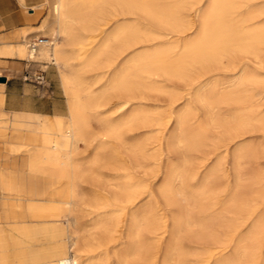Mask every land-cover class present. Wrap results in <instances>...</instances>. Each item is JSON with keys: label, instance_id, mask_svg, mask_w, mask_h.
<instances>
[{"label": "rangeland", "instance_id": "1", "mask_svg": "<svg viewBox=\"0 0 264 264\" xmlns=\"http://www.w3.org/2000/svg\"><path fill=\"white\" fill-rule=\"evenodd\" d=\"M212 1L161 0L165 7L179 3L177 11L180 21L193 22V28L181 34L174 30L173 25L153 20L136 8L131 9L123 4L114 7V20L106 25V32L114 26V31L124 29L125 33L114 40V68H102L105 70L104 78L98 82L93 76L96 71L84 74L87 85L93 92H104L100 98L101 106L98 109H88L86 118L90 133L106 131L114 125V132L111 133H120L122 141L109 139L106 148L100 151L97 162L89 161L94 153V146L83 144V176L77 182L82 191L81 196L86 198L97 186L118 191L119 187L130 180L127 174L131 173L134 180H140L143 182L141 184L153 192L139 202L140 205L149 201L147 213L153 225L158 223L160 212L165 214L168 226H172V218L177 215L184 222L188 220L191 223L190 226L184 223L180 227L184 232L183 236L185 235L181 242L194 247L197 264L205 262L207 252L216 247L219 240L227 237L229 240L232 238L228 246L210 257L208 264H264V194L259 195L264 190V125L253 123L238 130V133L227 134L225 130L229 120L232 122L244 110L249 111L248 105L251 114L264 113V84H249L247 89L238 87L237 84L242 75L256 73L255 75L264 77V44L260 45V59L234 51L224 57L222 63L197 62L185 78L158 74L148 77L137 68H131L129 83L137 75L140 84H132L126 88L117 85L120 84L119 75L124 73L134 59L140 57L139 62H144L159 50L193 38L199 32L201 18ZM44 2L45 0L39 6V26L45 23L50 14V9ZM236 2L237 13L251 11L252 21L264 23V0ZM38 29L30 35L38 34L42 37L43 34L38 33ZM142 31L148 34L161 33V36L148 39ZM104 35L91 34L89 49L100 45ZM170 53L166 62L178 58V48ZM107 58L106 53L103 59ZM38 66L47 69V79L52 80L51 88L59 99L56 112L67 113L60 68L53 63L47 67ZM112 74L116 83L114 90H105V80ZM238 96L245 97L247 103H234ZM222 98L228 99V102H223ZM208 101H212L210 107ZM180 111L187 114V121L181 132L176 131L175 122ZM214 115L218 119L217 123L211 122L210 117ZM224 119L225 122H222ZM199 129L201 131L198 132ZM163 133L166 138H162ZM181 139L185 141L181 142ZM196 139V144L187 143ZM96 175L100 177L99 181L94 178ZM142 187L141 185L139 189ZM161 188L166 191L164 195L160 192ZM202 189L210 191L212 195L209 199L199 200L197 195ZM226 203L228 205L224 206ZM253 207L256 210L248 218L249 209ZM131 212L129 210L125 215L126 225ZM139 216L141 218L142 214ZM62 218H65L61 220L67 222L70 231L68 219L65 215ZM240 223L241 228L235 232ZM187 239L189 240L186 241ZM41 251L46 255L51 253L49 248ZM41 264L49 263L46 261Z\"/></svg>", "mask_w": 264, "mask_h": 264}, {"label": "bare ground", "instance_id": "2", "mask_svg": "<svg viewBox=\"0 0 264 264\" xmlns=\"http://www.w3.org/2000/svg\"><path fill=\"white\" fill-rule=\"evenodd\" d=\"M44 3L48 5L50 14L38 29V33H42L43 36L37 34L32 39L25 38L18 48L23 56L47 61L60 68V79L66 94L68 111L57 112L52 117H41L36 128H21V133L15 142L5 140L6 149L24 153L27 171L13 176L15 179L12 185L4 189L24 195L26 199L30 193L42 196L51 188V181H38L37 177L43 171L37 170L36 167L46 165L56 168L50 171L53 173L57 188L51 191L49 201L42 203L31 200L29 210L32 217L50 216L57 219L65 215L68 219L71 229L68 230L71 255L59 260L58 264H197L194 247L181 242L185 235L183 236L184 232L180 227L182 224L184 226V223L190 226L191 223L188 220L184 222L183 218L177 215L172 218L170 227L165 214L160 212L158 223L153 225L147 213L149 201L139 205L141 200L151 196L153 192L141 184L143 182L140 180H134L131 173L127 174L130 180L119 187L118 191L114 192V189L106 186H97L86 198L81 196L82 191L77 182L83 176L81 170L84 158L81 156L83 144L94 146V153L89 161L97 162L100 151L109 139L116 138L122 141L120 133H111L114 132V125L109 130L90 133L86 118L88 109H98L101 106L100 98L104 92L102 94L93 92L87 85L84 74L91 70L96 71L93 74L95 81H101L105 73L102 68L106 70L114 68V40L125 33L124 29L114 31V26L106 32V25L114 20V7L123 4L131 9L136 8L153 20L173 25L174 30L179 34L192 29L193 22L180 21L177 11L180 4L177 2L171 7H165L161 0H45ZM236 9V0H213L201 18L199 32L193 38L183 40L181 44L176 41L177 44L157 51L144 62H139L140 57L134 59V62L128 64L124 73L119 75L120 84L117 85L126 88L132 84H140L137 75L134 76V81L129 83L131 68H137L148 77L158 74L185 78L197 62L220 63L224 57L234 51L258 57L262 47L260 45L264 44V23L252 21L251 11L240 14ZM103 33L105 34L103 42L89 49L90 35ZM142 34L148 39L161 36V33L148 34L145 31H142ZM176 48H178V58L166 62V57L171 55L170 51ZM106 53L108 58L104 60ZM255 74L239 76L238 87L247 89L246 86L249 84H264V77ZM105 82V90H114L116 85L114 74ZM224 93L226 95V91ZM204 100L206 104V99ZM222 101L228 102V99L222 98ZM234 103L244 105L247 102L245 97L238 96L235 97ZM208 105L210 107L212 101H208ZM248 107L249 111L244 110L232 122L229 120L225 129L227 134L238 133V130L253 123L264 125V113L255 115L251 111V114V108L249 105ZM210 118L212 123H217L218 119L215 115ZM186 121V112L180 111L175 119L176 131L181 132ZM222 122H225V119ZM200 129L198 132L201 131ZM164 137L166 138L165 133L162 135V138ZM187 143L190 145L198 142L196 139ZM94 178L96 181L100 180L98 175ZM141 185L143 187L139 189ZM160 192L164 195L166 191L161 188ZM262 194L264 190L259 192V195ZM211 195L209 190L202 189L199 190L197 197L200 201H204ZM227 205L226 203L224 206ZM129 210L132 212L126 225L124 219ZM255 210V207L249 209L248 218ZM139 214H142L141 218ZM241 226V223L237 224L235 232H238ZM256 227L258 228V225ZM188 235L190 236L189 233ZM227 238L219 240V244L207 252L205 262L202 264H208L210 257L228 246L232 238L230 240Z\"/></svg>", "mask_w": 264, "mask_h": 264}, {"label": "crops", "instance_id": "3", "mask_svg": "<svg viewBox=\"0 0 264 264\" xmlns=\"http://www.w3.org/2000/svg\"><path fill=\"white\" fill-rule=\"evenodd\" d=\"M43 1L0 0V76L5 77L0 81V264H58L71 255L67 224L62 221L65 218L32 217L29 210V201L47 203L51 191L56 190L50 173L55 167H36L43 171L38 181H51V188L42 196L30 193L26 199L4 189L12 185L13 176L27 171L24 153L6 149L5 140L15 142L21 128H36L41 117L57 114L59 99L51 88L52 80L47 79V69L38 66L50 63L23 56L18 48L25 38L34 37L30 34L40 24L39 6ZM39 71L47 84L24 79L26 72ZM44 248L51 253L44 254Z\"/></svg>", "mask_w": 264, "mask_h": 264}, {"label": "built area", "instance_id": "4", "mask_svg": "<svg viewBox=\"0 0 264 264\" xmlns=\"http://www.w3.org/2000/svg\"><path fill=\"white\" fill-rule=\"evenodd\" d=\"M24 79L33 81L38 84H42L45 81V77L42 71L39 72H26L24 75Z\"/></svg>", "mask_w": 264, "mask_h": 264}, {"label": "water", "instance_id": "5", "mask_svg": "<svg viewBox=\"0 0 264 264\" xmlns=\"http://www.w3.org/2000/svg\"><path fill=\"white\" fill-rule=\"evenodd\" d=\"M0 81H5V77L0 76Z\"/></svg>", "mask_w": 264, "mask_h": 264}]
</instances>
